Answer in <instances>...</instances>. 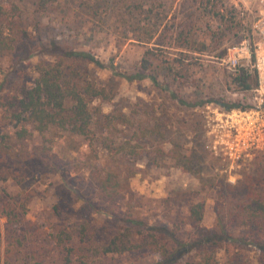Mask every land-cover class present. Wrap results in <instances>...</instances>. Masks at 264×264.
Returning a JSON list of instances; mask_svg holds the SVG:
<instances>
[{"label": "rangeland", "instance_id": "374dc122", "mask_svg": "<svg viewBox=\"0 0 264 264\" xmlns=\"http://www.w3.org/2000/svg\"><path fill=\"white\" fill-rule=\"evenodd\" d=\"M237 1L224 0L227 8L238 11L240 30L237 37L216 43L209 38L217 20L210 19L198 8V0H56L43 10L37 8L36 0H0L2 7L15 5V15H18L11 26L4 20H9L7 17L1 16L2 21L0 18L2 25L8 27L6 32L14 38V48L0 56L3 100L37 76L32 69L37 61L60 58L52 50L53 44L62 51H82L93 61L80 58L76 64L87 68L89 77L96 84L115 93L110 101L97 99L93 102L104 113L118 117L112 132L115 140L133 143L135 135L141 137V145L136 148L142 151L140 156L127 154L126 150L127 153L119 154L116 160L100 147L90 148L83 137L59 128L42 134L34 131L20 144L13 137L12 122L3 117L5 112L0 110V131L6 133L18 152L24 151L18 167L27 177L19 185L12 181L0 185L27 200L25 217L34 223L39 236L51 233L52 227L59 222L54 205H58L63 222L78 224L87 221L97 230L99 238L113 234L119 223L106 212L107 206L98 200V181L107 171L124 177L132 166L137 171L127 178L132 193L118 195L117 203L121 207L132 200L131 207L138 215L153 219L163 210V198L181 194L183 199L204 200L202 223L206 227L213 225L215 188L208 186L210 181L216 184L223 182L225 177L215 172V161L209 153L198 108L217 102L206 101L214 95L219 97L222 94L227 101L240 97V90L224 84L226 80L232 82L240 69L229 71L219 61L228 55V48L240 43L250 33L253 13ZM158 2L170 7L167 19L172 17L174 25L187 18L193 47H201V43L207 45L205 51H189L190 55L197 57V65H190L192 59H185L184 68L191 72L188 81L174 80L172 75L164 76L162 69L166 68L161 62V57L172 59L179 57L178 51L186 50L163 47L167 51L156 56L160 52L154 48L157 44L146 38L145 28L149 31L150 27L145 26L146 10L151 3ZM139 36L142 39L139 40ZM145 58L151 61L149 72L155 75L157 82L150 78L127 80L126 76L137 74ZM64 60L71 63L69 58ZM170 62L177 66L176 62ZM249 83L252 88L255 82L249 80ZM173 91L182 101L172 97ZM252 97L253 94L251 101L244 99L245 102H252ZM198 98L204 103L192 105ZM122 115L128 118V124H123ZM237 181L231 184L225 179V183L231 186ZM88 201L101 207L102 211L90 208ZM182 209L184 213V205ZM4 229L5 218L0 215V264H3ZM39 243L43 244L48 255L33 258L24 251L21 264H42L38 261L40 257L47 261V257L53 255L50 242ZM246 253L250 261L256 263L259 258L256 248L249 245ZM156 259L157 256L134 260L132 255H109L97 264H147Z\"/></svg>", "mask_w": 264, "mask_h": 264}, {"label": "trees", "instance_id": "16d2710c", "mask_svg": "<svg viewBox=\"0 0 264 264\" xmlns=\"http://www.w3.org/2000/svg\"><path fill=\"white\" fill-rule=\"evenodd\" d=\"M55 1L36 0V5L39 10H43ZM168 1L171 0H165ZM164 4L151 3L146 10L145 26H150L149 31L145 28L146 38L154 40L157 44L154 48L160 52L156 56L167 51L163 47L186 50L178 51L179 57L172 59L161 57V62L166 68L162 69L164 76L172 75L174 80L188 81L191 72L184 68L185 59L190 58L193 62L190 65H197V57L190 55L189 51H205L207 45L201 43V47H193L187 18L185 22L181 20L174 25L172 17L167 19L170 7ZM198 8L208 14L210 19L217 20L209 41L223 43L237 37L240 30L238 11L227 8L224 0H198ZM16 10L15 5L7 8L0 6L1 21V16H5L9 20H4L11 26L15 16H18L15 15ZM6 28L8 30V27L0 22V56L14 48V38L6 32ZM138 38L142 39L140 36ZM52 48L61 59L37 61L32 67L37 76L28 85L23 84L15 94L9 95L5 100L0 93V110L5 112L3 117L12 122L15 141L22 144L34 131L42 134L52 128H59L83 137L90 148L100 147L115 160L119 154H125L127 151V154L140 156L142 151L139 152L136 148L141 145V137L135 135L133 143L130 140L117 142L112 132L118 117L113 113H104L99 105H93L97 99L112 100L115 93L96 84L89 77L87 68L76 64L80 58L93 61L91 57L82 51H62L55 44ZM64 58H69L71 63H67ZM170 60L176 62L177 66ZM151 67V61L145 58L137 74L126 78H150L156 83L157 78L149 72ZM249 80L254 83V76L241 68L232 82H224L229 88L231 86V89L240 90L239 98L227 101L221 94L206 101L220 102L227 109L247 108L251 102L245 100L251 101L252 96ZM2 86L0 84V92ZM172 97L182 101L174 91ZM203 103L204 101L198 98L192 105ZM122 116L123 124H128V118ZM128 146L132 149H128ZM175 152L177 154V151ZM23 153L18 152L9 142L6 133L0 131V183L12 181L19 185L27 178L18 167ZM136 172L132 166L124 178L120 173L107 171L98 181V200L107 206L106 212L119 223L115 232L104 238H99L96 235L97 230L87 221L78 224L63 222L58 205H54L53 209L59 222L52 227L51 233L39 236L34 223L25 217L28 210L27 200L17 194H11L0 185V215L5 218L3 264H21L24 251L33 258L38 255L47 256L43 244L39 241L50 242L53 251L47 261L42 257L38 259L42 264H97L109 255H132L134 260L157 256L156 261L147 264H264L263 154L239 170L235 185L225 183L224 178L223 182L216 184L210 181L208 187L215 188V217L211 227L202 223L205 201H192L190 197L183 199L181 194L163 198L162 214L153 219L138 215L131 207L132 200L125 207H121L117 203V197L122 193H132L127 178ZM87 204L95 211H102L101 207H95L90 201ZM183 205L186 208L184 213ZM249 245L258 251L259 258L256 263H252L246 253Z\"/></svg>", "mask_w": 264, "mask_h": 264}, {"label": "built area", "instance_id": "2783aa9c", "mask_svg": "<svg viewBox=\"0 0 264 264\" xmlns=\"http://www.w3.org/2000/svg\"><path fill=\"white\" fill-rule=\"evenodd\" d=\"M237 2L253 13L250 33L228 48V55L219 61L229 71L243 68L254 76L252 102L247 108L227 109L218 102L198 108L215 172L231 184L243 166L264 155V0Z\"/></svg>", "mask_w": 264, "mask_h": 264}]
</instances>
